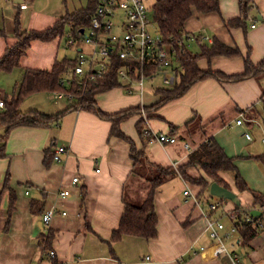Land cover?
<instances>
[{"label":"crops","instance_id":"obj_1","mask_svg":"<svg viewBox=\"0 0 264 264\" xmlns=\"http://www.w3.org/2000/svg\"><path fill=\"white\" fill-rule=\"evenodd\" d=\"M0 1L6 3L9 0ZM31 1L27 0L31 4L27 12L20 14L8 27H0V57L7 47L16 43L15 28L43 31L66 15L87 8L91 12L96 3V0H86L83 6L58 15L33 9ZM24 2L13 5L25 10ZM218 6L219 13L192 10L183 24L182 34L186 38L182 47L198 55L196 66L201 72L231 77L244 72L245 59L253 66L264 60V0H252L241 26L224 24L240 15L237 0H218ZM65 28L62 36L49 41H31L17 67L0 69L2 99L12 98L14 85L24 70H49L55 60L75 57L76 51L65 43V35L74 27L67 24ZM215 43L237 53L210 55ZM65 48L73 51L72 57L65 55ZM173 61L172 69L179 76L183 67L177 56ZM167 89L170 87L160 89L156 86L147 92L143 87L142 94L135 90L133 94H127L123 89V93L110 89L93 97L95 106L108 115L139 107V112L119 124L118 130L123 137L110 133L109 120L100 118L93 111L72 109L73 103L46 104L44 100L31 98L33 102L25 104V100L35 93L22 99L17 108L20 115L30 111L60 115L57 122L50 121L41 126L17 125L7 132L0 125L3 139L0 264H228L225 254L212 255L213 242L204 230L202 217L204 213L211 217L220 215L221 210L209 213L208 204L221 198L209 194L212 181L200 166L188 164L189 155L202 143L214 142L232 161L234 168L219 171V180L236 195L241 210L250 214L259 212V207L264 205V163L261 160L264 156V70L253 71L236 81L201 78L160 107L144 111L143 108L158 100V91ZM144 92L153 94L156 101L145 105ZM36 94L49 101L58 100L41 92ZM240 113L244 121L236 126L234 120ZM149 132L175 136L176 143L160 144L150 139ZM245 134H249L250 140ZM184 143L190 146V151L184 149ZM61 146L65 147L66 153L60 163H55L51 155ZM132 146L141 151L146 162L171 170L172 176L154 188L155 238L146 240L124 235L113 241L112 233L117 230L123 213L122 198L139 204L131 198L137 192L133 183L147 178L152 184L155 174L150 171L151 174L146 175L142 165L133 166ZM74 176L78 177L76 185L71 184ZM200 177L206 185L192 181ZM151 187H146L147 191ZM128 188L130 193L125 192ZM61 189H67L69 195L58 196ZM142 190H139L140 194ZM254 195L258 198L257 203ZM221 201L222 209L236 208L228 200ZM52 206L57 213L48 226H44L41 216ZM221 220L225 228L230 226L228 218ZM225 244L237 250L247 264H264V230L244 246L238 243V233ZM49 250L55 253L53 260L44 255Z\"/></svg>","mask_w":264,"mask_h":264},{"label":"trees","instance_id":"obj_2","mask_svg":"<svg viewBox=\"0 0 264 264\" xmlns=\"http://www.w3.org/2000/svg\"><path fill=\"white\" fill-rule=\"evenodd\" d=\"M237 1L240 15L232 20L225 21L224 24L226 26L243 25V21L247 15V10L252 5V0ZM193 9L198 13H219L218 0H155L152 4V19L159 34L166 41L172 43L174 47L177 46L176 41L181 38V34L183 33V24L191 15ZM92 13L93 10L90 12V9L87 8L74 14L66 15L57 20L52 27L43 31H20L15 28L14 37L16 38V43L12 47H7L2 57H0V69L10 70L17 67L19 58L24 55L30 45V42L33 40L49 41L55 37L62 36L67 24H72L75 31H79L81 27L88 24ZM176 52L177 60L183 67V72L180 73L178 82L170 87V89L158 91V100L152 106L143 108L144 111H150L154 108L160 107L172 97L180 95L190 84L201 78L214 77L219 80L236 81L247 77L253 71L264 70V60L259 65L253 66L248 59H245V70L242 74L224 77L220 73H212L210 71L201 72L198 70L196 66L197 54H192L186 50L181 51L178 47H176ZM209 52L210 55H235L237 53L236 50L226 48L219 43L213 44ZM73 64V59L64 58L61 60H55L49 70H24L22 77L14 85L12 98L10 100L3 99L4 105L0 111V125L5 128V132H7L11 127L17 125L41 126L48 124L50 121L57 122L60 114L52 116L30 111L24 115H20L17 108L22 99L31 93L63 91L72 92L75 95L83 93L82 110L93 111L100 118L109 120L111 122L110 133L112 135L123 137L118 130L119 124L130 115L135 112H139V107L137 106L134 109L130 108L117 114L108 115L101 112L95 106L93 100V97L97 93H101L121 85L116 76L118 60L116 59L112 62L111 67L107 69L106 74L97 85H91L89 88L87 87L84 92L81 91L80 85L76 83L75 80H72L67 85L60 84V79L65 74H68V70ZM70 108L74 109V105ZM2 148L3 139L0 137V156L3 155ZM130 156L133 161V166L145 164L151 169V171H153V173L155 172V174L152 177V187L141 203L134 204L127 201L124 197L122 198L123 213L117 230L112 233L113 241L120 239L124 235L141 237L146 240L155 238L156 217L152 201L154 188L172 176L171 170L146 162V159H144V157L142 158L141 151H136L133 146L130 148ZM261 160L264 163V156L261 157ZM188 164L200 166L206 177L210 181L216 182L217 184H222L217 176L219 171L234 169L232 161L226 157L223 151L212 141L202 143L195 151H193L189 155ZM187 179L189 180V178ZM192 181L203 185H206L207 183L202 177ZM223 186L226 187L225 185ZM238 187L243 186L238 184ZM254 199L257 203L258 198L255 195ZM236 208H239V206H236ZM234 225L236 226L238 233V243L241 246H244L252 237L261 232L256 226L246 224L241 221L234 222Z\"/></svg>","mask_w":264,"mask_h":264},{"label":"built area","instance_id":"obj_3","mask_svg":"<svg viewBox=\"0 0 264 264\" xmlns=\"http://www.w3.org/2000/svg\"><path fill=\"white\" fill-rule=\"evenodd\" d=\"M150 8H147L144 0H96L93 13L86 26L79 31L70 29L65 35L66 45L76 51L73 58L74 64L69 68L68 74L60 79V84L67 85L72 80L76 81L84 92L91 85H97L104 77L108 68L114 60H118L116 76L120 82V89L127 94H133L134 90L142 94L143 83L148 79L160 76L162 83L167 87H172L178 82V75L172 69L173 59L177 52L176 47L184 50L183 41L186 38L181 34V38L176 41V47L166 41L158 32L156 25L148 17ZM254 25H251L253 28ZM82 29V32H80ZM85 47L87 49H85ZM50 99H61L73 101L75 110H82L83 93L75 95L72 92L53 91L41 92ZM3 99L0 93V109L3 108ZM244 121L243 114H239L234 120V125L240 126ZM258 124L257 121L252 120ZM151 140L160 144L176 143L175 136L162 132H149ZM250 140L249 134L244 135ZM264 143V140H263ZM184 149L190 151V146L183 144ZM66 153L65 147H57L52 153V161L60 163L62 156ZM78 177L71 178V184L76 185ZM188 191H185L187 194ZM69 195L67 189L58 191V196ZM221 199L208 204L209 213L221 210L220 215L211 217L206 213L202 214L205 222V231L213 242L212 255L219 256L225 254L228 264H247L242 255L225 244L232 235L237 233L234 222L241 221L246 224L256 226L258 230H264V205L260 206L259 216H253L247 210L232 208L222 209ZM221 208V209H220ZM57 213L54 206L45 210L41 216V223L48 226L51 218ZM65 215V212H60ZM222 217L228 218L230 226L225 228ZM239 217V218H238ZM231 247V246H229ZM50 260L55 258L52 250L44 252ZM146 260L148 257L145 258ZM52 264H64L53 262Z\"/></svg>","mask_w":264,"mask_h":264},{"label":"rangeland","instance_id":"obj_4","mask_svg":"<svg viewBox=\"0 0 264 264\" xmlns=\"http://www.w3.org/2000/svg\"><path fill=\"white\" fill-rule=\"evenodd\" d=\"M144 1H145V5L147 6V8H151V4L154 2V0H144ZM31 2L34 4L33 9H35L37 11H49L50 13H55V14L60 15V14H63L65 12H71L74 9H76L80 6H83L85 4L86 0H32ZM24 5H25L24 6L25 10L24 9H18L15 5H13L11 0H9L6 3H3L2 1H0V27H8L10 23L14 22V20L16 18L20 17V14L22 15L23 12H27V10H29V7L31 4L28 3L27 0H25ZM17 13H19V14H17ZM148 17L152 21V13L150 11L148 12ZM65 32H67V30ZM189 49L190 48L187 47V50H189ZM191 50H192V48H191ZM64 53L67 57L73 56V51L70 49L65 48ZM156 86H159L160 89L164 88V86H165L162 83L160 76L152 78L150 80V82L144 83V85H143V87H145L147 92L151 89V87H156ZM111 91H118V92L120 91L123 93V91L121 89H118V88H113V89H111ZM29 98H30V100H29ZM29 98H27L25 100V104L30 105L33 102L32 101L33 99H31V98H34L37 101L44 100V102L46 104H50V103L53 104L54 102H56V104L73 103V101H70V100L67 101L63 98L55 100V101H49L45 97H41V96L39 97L36 93L31 95ZM142 99H143V102L145 105L153 104L154 101H156L153 94L146 93V92L143 93ZM128 123L130 124V121H128ZM142 166L145 169V174L146 175L149 174L151 169L149 167H147L145 164H143ZM151 173H153V171ZM151 186H152V184L149 182V179H147V178L137 179V182L135 181L133 183L134 189L137 188V192H135V195L132 194V197H131L133 199V201L140 203L141 199L143 200L147 196L148 191H147L146 187L149 188ZM140 189H143L142 190L143 192L141 193L142 195L139 193ZM125 192L130 193L131 190H129V188H128V190L125 189Z\"/></svg>","mask_w":264,"mask_h":264},{"label":"water","instance_id":"obj_5","mask_svg":"<svg viewBox=\"0 0 264 264\" xmlns=\"http://www.w3.org/2000/svg\"><path fill=\"white\" fill-rule=\"evenodd\" d=\"M13 3L20 4V3H22V0H13ZM80 32H82V29ZM208 191H209V194L211 196H215V197L221 198L223 200H228L232 204H234L235 206L239 205V201H238L236 195L231 190H229L223 186H220L216 182L210 183ZM259 214L260 213L256 212V211L251 212V215H253V216H259Z\"/></svg>","mask_w":264,"mask_h":264}]
</instances>
